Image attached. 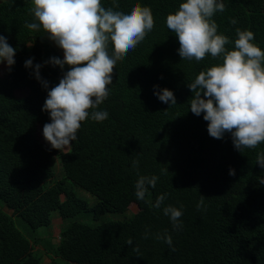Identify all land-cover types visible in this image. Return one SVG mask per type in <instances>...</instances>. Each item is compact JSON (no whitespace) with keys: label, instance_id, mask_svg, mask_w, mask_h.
I'll use <instances>...</instances> for the list:
<instances>
[{"label":"trees","instance_id":"trees-1","mask_svg":"<svg viewBox=\"0 0 264 264\" xmlns=\"http://www.w3.org/2000/svg\"><path fill=\"white\" fill-rule=\"evenodd\" d=\"M183 2L101 0L106 9L126 14L137 4L149 7L154 28L117 62L108 97L81 122L77 140L60 151L39 141L36 126L51 122L43 110L48 91L69 66L44 64L63 56L42 26H25L38 23L33 0H0V35L16 49L11 71L7 68L0 76V264H264V184L259 182L264 168L257 164L264 143L241 152L230 133L222 139L211 137L204 114L191 112L194 93L188 83L201 71L222 64L223 56L208 54L197 62L179 55L178 37L167 28L166 18ZM223 2L225 11L212 19L218 34L229 38L226 49H235L240 29L252 31L253 43L264 50V0ZM113 51L110 44L109 54ZM29 59L44 65L41 76L49 82L48 89L35 78L34 69L25 67ZM165 88L173 91L177 104L159 100L155 92ZM18 90L25 94L18 96ZM104 110L107 119H91L92 111ZM54 155L66 176L94 196L95 203L63 181L47 184ZM134 160L139 161L138 169L132 166ZM230 169L235 175H229ZM140 176L158 177L144 200L135 195ZM161 194H167L163 204L153 207ZM201 195L205 201L198 209ZM133 203L139 210L126 219L97 225L82 220L123 213ZM169 205L183 212L179 229L164 215ZM54 211L63 225L59 242L45 246L50 258L45 263L38 241L22 247L28 239L12 215L36 230L51 224ZM165 233L172 236L171 247L156 238ZM129 238L132 246L126 243ZM136 245L139 253L133 251Z\"/></svg>","mask_w":264,"mask_h":264},{"label":"clouds","instance_id":"clouds-1","mask_svg":"<svg viewBox=\"0 0 264 264\" xmlns=\"http://www.w3.org/2000/svg\"><path fill=\"white\" fill-rule=\"evenodd\" d=\"M33 4L32 14L38 23L25 26L30 30H39L42 26L64 54L63 59L52 57L44 64L61 69L69 66L59 83L48 91L43 107L51 118L43 127V135L52 148L61 151L77 140L81 122L89 118L90 110L97 109L108 97L117 62L145 39L155 21L152 10L140 4L135 5L130 14L111 7L106 9L101 0H33ZM225 9L223 0H186L174 14L167 16L166 25L178 37L182 59L199 62L208 54L213 58L223 56L222 64L201 71L188 83L194 93L190 110L196 116L204 114L211 137L222 139L230 133L234 147L242 152L264 143V50L253 43L252 31L240 29H237L235 49H226L229 38L218 34V25L212 19ZM231 23L237 21L233 19ZM110 44L114 47L111 55ZM15 55L16 49L0 35V64L6 62L11 71ZM33 59L27 60L25 67L34 69L35 78L48 89L49 82L41 76L44 65H34ZM155 94L163 103L177 104L173 91L167 88ZM108 116L106 110L91 112L94 121H103ZM257 164L264 168V153L258 154ZM138 165L139 161L134 160L133 168L138 169ZM229 175H235V169H230ZM157 180L156 176H140L135 184L137 199L144 200L149 187H156ZM259 182L264 184V179ZM166 196H158L153 207L160 208ZM204 201L201 195L198 209ZM163 212L174 229L182 227L181 209L169 205ZM147 235L145 233V238ZM156 238L172 246L171 235L165 233ZM126 243L132 246L133 240L129 238ZM133 251L139 253V246Z\"/></svg>","mask_w":264,"mask_h":264},{"label":"rangeland","instance_id":"rangeland-1","mask_svg":"<svg viewBox=\"0 0 264 264\" xmlns=\"http://www.w3.org/2000/svg\"><path fill=\"white\" fill-rule=\"evenodd\" d=\"M54 45L58 48L62 56L63 50L59 48L56 43L53 41ZM8 68L6 62L3 64H0V76L5 72V70ZM18 96H23L25 94L24 90H18L17 92ZM43 125L38 124L36 126V134L40 142L42 143H48L43 135ZM69 149V146L63 149L64 151H67ZM51 164H50V177L47 180V184L49 186H54L58 181H63L68 187L74 189L77 194L81 197L86 198L91 204L95 203L97 200L94 196L86 192L82 187L77 186L75 182L71 179H69L65 171L63 170L62 164L60 162V159L57 155H54L51 158ZM64 198V196H62ZM0 205L4 206L3 203L0 201ZM4 209L8 213H12L11 210L4 207ZM138 206L133 203L131 204L129 210L123 213H115V212H107L104 213L99 217V219L94 220L92 217L83 218L82 220L85 222L90 223L91 225H97L99 223H102L106 220H123L126 219V217H129L131 213L138 211ZM14 222L16 226L26 235L28 241L22 245L23 248H29L31 245L34 244V242L38 241L36 244V248L42 252L43 261L45 263H48L50 261L49 256L47 255L45 251V246L48 245V243L51 244H57L60 240V229L63 225L62 218L58 215L57 211L53 212V218L52 222L48 226L40 227L36 230H33L19 215H12ZM43 240V242H40ZM61 262H64V260L59 259ZM73 264V263H70Z\"/></svg>","mask_w":264,"mask_h":264}]
</instances>
